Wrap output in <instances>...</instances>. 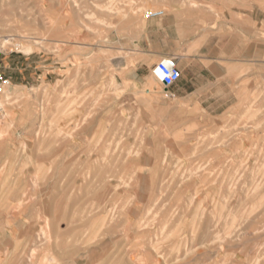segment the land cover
<instances>
[{
	"label": "rangeland",
	"instance_id": "374dc122",
	"mask_svg": "<svg viewBox=\"0 0 264 264\" xmlns=\"http://www.w3.org/2000/svg\"><path fill=\"white\" fill-rule=\"evenodd\" d=\"M152 1L0 0V264H264L263 78L175 101L132 48Z\"/></svg>",
	"mask_w": 264,
	"mask_h": 264
},
{
	"label": "crops",
	"instance_id": "0c3cea01",
	"mask_svg": "<svg viewBox=\"0 0 264 264\" xmlns=\"http://www.w3.org/2000/svg\"><path fill=\"white\" fill-rule=\"evenodd\" d=\"M158 5L145 3L146 10ZM251 5L252 0H165L162 16L138 17L133 51L154 62L174 56L180 78L168 89L177 86L175 101L209 117H229L264 83V15L253 14ZM257 79L262 80L256 84ZM132 81L147 86L145 79Z\"/></svg>",
	"mask_w": 264,
	"mask_h": 264
},
{
	"label": "built area",
	"instance_id": "2783aa9c",
	"mask_svg": "<svg viewBox=\"0 0 264 264\" xmlns=\"http://www.w3.org/2000/svg\"><path fill=\"white\" fill-rule=\"evenodd\" d=\"M162 9H148L144 12L143 18L160 17ZM3 55V45L0 42V58ZM153 72L157 75L160 84L164 89L173 86L180 78V70L174 57H162L153 66ZM10 85V78L0 71V100L5 89Z\"/></svg>",
	"mask_w": 264,
	"mask_h": 264
},
{
	"label": "bare ground",
	"instance_id": "6f19581e",
	"mask_svg": "<svg viewBox=\"0 0 264 264\" xmlns=\"http://www.w3.org/2000/svg\"><path fill=\"white\" fill-rule=\"evenodd\" d=\"M5 42H6V40H5ZM152 78H154V79H156L158 82H159V79H158V77H157V75L154 73V72H152ZM15 91H16V89H15V87H8V88H6L5 89V91H4V93H3V95L2 96H4V100L8 103L10 100H11V98H12V96L14 95V93H15ZM17 93V92H16ZM0 102H1V100H0ZM2 104H0V108L2 107L1 106ZM173 118V117H172ZM152 161V160H151ZM122 183V182H121ZM109 211V210H108Z\"/></svg>",
	"mask_w": 264,
	"mask_h": 264
}]
</instances>
